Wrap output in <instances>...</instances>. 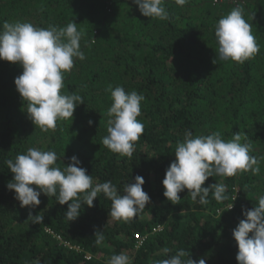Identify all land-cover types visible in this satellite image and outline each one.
Here are the masks:
<instances>
[{"label":"trees","instance_id":"16d2710c","mask_svg":"<svg viewBox=\"0 0 264 264\" xmlns=\"http://www.w3.org/2000/svg\"><path fill=\"white\" fill-rule=\"evenodd\" d=\"M237 5L260 46L242 64L220 60L215 52V24ZM165 7L169 20L142 15L133 0H0V28L5 21L47 28L74 20L85 32L80 42L85 59H74L62 89L81 95L84 103L76 106L73 119L58 120L54 130L42 131L29 118L28 102L14 83L22 66L0 60V264H107L121 252L132 264H153L180 249L206 264H238L232 231L245 219L242 206L251 209L264 195V0H188L184 6L165 0ZM109 85L145 97L138 117L144 131L130 158L102 143L113 103ZM186 131L193 136L219 131L225 140L246 133L259 174L209 177L202 187L225 184L223 202L210 191L202 205L185 189L179 204H172L163 195L162 180ZM33 147L56 152L60 168L77 156L94 184L111 181L121 195L140 175L150 202L127 222L111 217L112 201L103 193L92 207L82 202L72 221L66 217L67 203L54 196L41 193L38 206L21 207L6 187L14 176L6 161ZM231 203L234 207L226 210ZM30 211L43 215V222L28 219ZM101 231L105 239L97 245L95 233ZM164 248L170 251L165 254Z\"/></svg>","mask_w":264,"mask_h":264},{"label":"clouds","instance_id":"9594fccd","mask_svg":"<svg viewBox=\"0 0 264 264\" xmlns=\"http://www.w3.org/2000/svg\"><path fill=\"white\" fill-rule=\"evenodd\" d=\"M175 2L184 6L188 0ZM133 3L146 17L171 18L165 0H133ZM77 25L73 20L64 27L49 25L43 28L27 21H5L0 28V60L22 66L23 71L15 77L14 83L23 101L28 102L26 112L29 118L42 131L54 130L58 120L73 119L76 106L84 103L81 95L62 91L65 88V73L74 67V59H85L80 44L85 32ZM215 37L218 43L215 52L220 60L242 64L260 51L252 25L246 20L244 8L240 5L219 18L215 24ZM213 63H216L215 59ZM106 91L111 93L113 103L107 110L108 135L102 143L110 151L130 158L135 151V142L144 131V124L138 117L145 97L134 90L126 92L122 86L112 88L109 85ZM88 123L92 125L93 121ZM252 150L244 132H235L231 139L225 140L219 131L198 136L186 131L183 141L177 142L175 160L166 168L162 180L163 195L172 204H179V193L185 189L189 190L193 201L199 197L198 203L202 205L209 202L210 191L217 202L227 200L225 184L202 185L214 175L231 177L247 171L259 174V161L250 154ZM57 159L56 152L33 147L26 153L18 154L14 161H6L14 174L12 182H8L6 187L14 190V198L21 207L31 209L38 206L41 193L54 196L59 204L67 203L66 217L72 221L81 214L82 202L92 207L94 198L103 193L112 201L111 217L127 222L150 202V196L142 187L145 180L140 175L135 176L134 183L125 184L124 194L121 195L111 181L94 184L93 177L80 166L82 162L77 156H71V163L63 168L55 166ZM233 207L231 203L226 210ZM242 214L245 219H241L232 231L238 245L236 260L238 264H264V195L258 197V204L253 208L242 206ZM28 219L33 223H42L43 215H33L30 211ZM95 237L97 245L105 239L102 231L96 232ZM136 247L138 249L140 244ZM163 251L167 254L170 250L164 248ZM107 264H132V258L121 252L112 255ZM153 264H206V261L203 258L191 259L189 252L180 249L176 255L154 260Z\"/></svg>","mask_w":264,"mask_h":264},{"label":"built area","instance_id":"2783aa9c","mask_svg":"<svg viewBox=\"0 0 264 264\" xmlns=\"http://www.w3.org/2000/svg\"><path fill=\"white\" fill-rule=\"evenodd\" d=\"M214 1H219V0H214Z\"/></svg>","mask_w":264,"mask_h":264}]
</instances>
